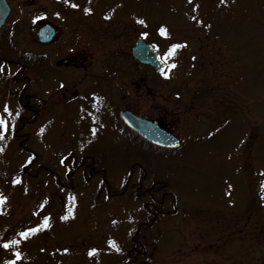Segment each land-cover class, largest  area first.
I'll return each instance as SVG.
<instances>
[{"label": "rangeland", "instance_id": "rangeland-1", "mask_svg": "<svg viewBox=\"0 0 264 264\" xmlns=\"http://www.w3.org/2000/svg\"><path fill=\"white\" fill-rule=\"evenodd\" d=\"M9 2L12 13L0 32V49L10 50L15 65L9 70L15 76L18 63H24L20 76L31 79L23 89L24 81L13 84L0 74V116L8 121L0 138V194L6 198L0 205V244L20 241L8 250L0 248V264L15 259V252L21 254L16 264H130L132 236L157 213L149 204L144 209V203L152 202L149 196L134 191L140 172L131 166L135 160L167 178L165 191L174 193L176 202L165 200L163 208L173 207V212L140 231L136 247L145 254H137L133 264H264V0ZM45 22L57 27L58 39L43 46L36 33ZM160 27L167 29V37L159 34ZM142 32L167 63V77L131 57ZM172 44L187 46L166 57ZM77 53L84 60L79 65H55ZM82 78L87 82L77 86L81 92L104 96L86 95L101 100L99 105L87 100L56 109L51 98L33 123L20 128L21 118H32L19 106L20 95L45 106L51 93L65 91L60 86L70 89ZM107 98L139 116L164 118L182 147L140 158ZM5 105L11 115L3 112ZM98 140L103 144L96 152L101 157L97 166L107 172L112 192L134 172L120 195L110 196L105 186L99 189V180L85 182L81 176L70 192L58 190L52 176L46 192V170L36 179L23 175L36 154L35 165L65 182L62 175L73 158L68 156L74 152L79 160ZM17 179L20 183L14 184ZM156 196L160 199V193ZM44 217L50 227H43ZM37 226L41 230L27 239L19 235ZM93 248L97 251L89 256Z\"/></svg>", "mask_w": 264, "mask_h": 264}, {"label": "flooded vegetation", "instance_id": "flooded-vegetation-1", "mask_svg": "<svg viewBox=\"0 0 264 264\" xmlns=\"http://www.w3.org/2000/svg\"><path fill=\"white\" fill-rule=\"evenodd\" d=\"M11 16V14H10ZM10 16L8 17V19L10 18ZM8 19L6 21V24L4 25V27L0 30L3 31L5 29V27L8 24ZM52 24L50 22H45L43 24H41V26H43L44 24ZM55 29H56V37L54 38V41H56L58 39V30L57 27L54 25ZM52 43V42H51ZM44 44V43H43ZM42 44V45H43ZM48 43H45L43 46L47 45ZM132 51V47L131 50ZM5 52V53H4ZM7 54V55H3ZM10 53V50L8 49V47L6 46V50L0 49V74L1 76H6L8 77V80H11L14 84V82H20V81H24V85H23V89L27 87V83L28 81H30L31 77H29L28 75H22L20 76L21 72H24L26 70V66L24 65V63H18L19 67H18V74L15 76L16 73L11 72V70H9V67L13 68V64L15 65V62L10 59V57L8 56V54ZM11 54V53H10ZM131 54V53H130ZM88 57V56H87ZM45 59V58H44ZM42 59V61L44 60ZM89 59V58H88ZM41 61V60H39ZM83 60V55L81 53H77L75 56L73 57H66L63 58L59 61H57V63L55 64L57 67H68L69 65H79L80 63H82ZM136 62V61H135ZM138 63V62H136ZM139 64V63H138ZM68 65V66H67ZM141 65V64H140ZM13 70V69H12ZM10 78V79H9ZM84 79V80H83ZM7 80V84L10 83ZM85 78H82V81H76V82H72L71 84L74 86H71L70 89L67 86H60L59 89H65L64 92L61 93H57V92H53L50 94V96L47 99L44 100H48L46 101V105L45 106H36L34 104L31 103V98L28 94H26L24 97H22V95H20L18 97V102H19V106L27 111L28 113L32 114V118L31 119H25L23 120V118L20 120L21 124L23 127L33 123V121L35 120L36 116H39V114H41L42 110H46V107L48 103H50L51 98L53 99L52 102L50 103V105H54L56 109H59L61 107H64L65 105H69L71 103H77L80 105L86 104L85 101H91L92 105H99L97 103V101L101 102V100H97L96 98H92L89 96H86L89 92H81V88H78L77 86L81 84L80 87H84L85 84ZM141 86V85H140ZM139 87V86H138ZM141 90V89H140ZM148 91V88H147ZM152 92L151 89H149L148 93ZM94 93L96 95H101L95 92H91ZM103 96V95H101ZM10 97V94H9ZM104 97V96H103ZM108 99V98H107ZM114 105H116V103L114 101H110V99H108V108L110 107V112H112V115L114 116L115 120L117 121V123H119L122 128L127 132V134L130 136L129 141L131 144H134L136 146V149L139 151H136V154L140 156V158H142V155L145 154H149V155H154V154H158V152H164V153H168L169 151L165 148H159L158 146H155L149 142H147L145 139H143L141 136H139L136 132H134L133 130L129 129L126 127V125L123 123L121 117H120V112L122 110H129L133 113H135L132 109H130V107H120L119 104L114 107ZM107 107L103 104L102 110L104 112L107 111L106 109ZM136 114V113H135ZM147 118V117H145ZM148 120H154L157 121L158 124L169 130L170 132H173L172 128L170 127L169 124L166 123V120L164 118H148ZM16 136L20 137L19 134L17 133ZM99 143L92 146L90 149L86 150L85 152H83L82 155H80L81 157L77 158V156L75 155V153H71L70 156L68 157H72V161L69 164V169L62 175L65 179V182H61V177L58 173L48 169L47 167L44 166H38L35 165L36 161H31L28 165L23 167V172L24 175L27 176L28 178H32V179H36L38 177V174L42 171V170H46L45 171V177L44 178V182L46 183L43 186V190L48 192L49 191V185H50V181L52 180V176L55 177L54 183L56 187H59L58 190L60 191H73L76 189V183H75V177L76 180L79 176L82 177L83 181L85 182H92L93 180H99V183L101 184L99 189L102 190V185L104 187V189L107 191V193H109V195H120V193H114L112 192V187L111 184L109 183L110 180L107 178V172L105 171L104 168H99L97 166L98 160L101 159L100 156L96 155V152L98 150L99 147L98 145H102L103 141L98 140ZM21 145V143H20ZM66 157V158H68ZM63 160V164H66V159ZM145 158V157H144ZM36 166L35 170H32L31 167ZM135 165L139 166L140 168V172L136 178V184H135V188H136V192L142 194H149L152 195V197L154 198V200L158 203H160V206L155 205V211L157 213H155V216H153V218L155 220L158 219L159 215H164L167 216L169 214H171L173 212V207L171 208H163L164 204H165V199H164V193H161V198L157 199V196H153V194H156L158 192H160V190H163L164 188L167 187V182H166V177L163 178H159L156 174L151 172H148V165H144L141 161H137L135 160L132 163V167H134ZM134 172L129 173V178L127 177L125 180L124 185H128L129 181L128 179L133 177ZM47 180V182H46ZM36 185L38 187H41L42 182L37 181ZM137 258L133 257L130 261V264L133 263H137ZM138 264H148V262L145 260H139Z\"/></svg>", "mask_w": 264, "mask_h": 264}, {"label": "water", "instance_id": "water-1", "mask_svg": "<svg viewBox=\"0 0 264 264\" xmlns=\"http://www.w3.org/2000/svg\"><path fill=\"white\" fill-rule=\"evenodd\" d=\"M11 13V6L8 0H0V29L6 22ZM38 40L43 43H49L56 36V29L51 24H45L38 30ZM132 56L144 65L151 66L159 72L166 70V64L160 54L143 39H137L132 48ZM123 122L132 130L136 131L147 141L164 148H176L181 144L178 136L172 134L169 130L161 127L157 121L144 119L135 115L129 110L120 112Z\"/></svg>", "mask_w": 264, "mask_h": 264}, {"label": "snow or ice", "instance_id": "snow-or-ice-1", "mask_svg": "<svg viewBox=\"0 0 264 264\" xmlns=\"http://www.w3.org/2000/svg\"><path fill=\"white\" fill-rule=\"evenodd\" d=\"M64 2L65 3H69V0H64ZM191 2H192V0H189V3H191ZM220 3L221 4L225 3V0H220ZM71 7L76 8V7H78V5L71 4ZM85 12L89 13L90 9H85ZM192 19L196 20V17H192ZM136 22L138 24H140V25L146 26V22L143 19H138ZM197 23H202V21H197ZM159 34L162 37H167L168 36V31H167V29L165 27H160L159 28ZM147 36H148L147 32H142L141 33V38H147ZM186 46L187 45H184V44H172L170 46V48L168 49V51L165 53V56L166 57H171V56L175 55L177 49H180V48H183V47H186ZM170 67L175 68L176 65L172 64V65H170ZM162 74L167 77L166 73H162ZM3 112L4 113H8L9 115H11L10 110H9L7 105L4 106ZM6 131H8V121L3 116H0V138H3L4 133ZM41 131H43V129H41ZM0 151H2V149H0ZM13 183L14 184L15 183H20V181L17 179V180H14ZM261 188L264 189V183L261 184ZM262 198H264V197H262ZM5 200H6V198L3 197L2 194H0V205L4 204ZM40 207L43 208V204ZM61 219L66 220V219H68V216H63V217H61ZM42 224H43L44 228L50 227L49 217H44V220H43ZM40 230H41L40 226L32 227V228H28L26 231L20 232L19 235L21 237L27 239L31 234L36 233V232H38ZM19 243H20L19 240L13 239V240H10V241H7V242H4V243L0 244V248H3L4 250H8L13 245H17ZM109 243H110L111 247L116 248V251L120 250L118 247H116L114 241H110ZM65 251H67V249H65ZM96 251L97 250L93 248V249L89 250L88 255L89 256H93L96 253ZM14 256H15V259L5 260L4 264H16V261L21 259V254L19 252H15Z\"/></svg>", "mask_w": 264, "mask_h": 264}, {"label": "trees", "instance_id": "trees-1", "mask_svg": "<svg viewBox=\"0 0 264 264\" xmlns=\"http://www.w3.org/2000/svg\"><path fill=\"white\" fill-rule=\"evenodd\" d=\"M17 134V133H16ZM134 241H136V239L134 238Z\"/></svg>", "mask_w": 264, "mask_h": 264}]
</instances>
